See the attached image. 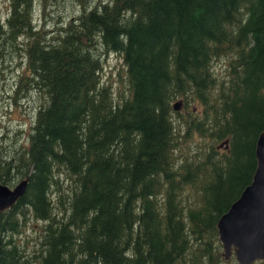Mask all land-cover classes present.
Masks as SVG:
<instances>
[{"label": "trees", "instance_id": "16d2710c", "mask_svg": "<svg viewBox=\"0 0 264 264\" xmlns=\"http://www.w3.org/2000/svg\"><path fill=\"white\" fill-rule=\"evenodd\" d=\"M76 2L53 29L35 12L56 0H11L0 21V58L21 55L39 102L23 145L6 147L3 171L27 186L0 211L1 244L30 215L32 264H238L217 221L256 168L264 0ZM111 53L121 86L100 77ZM177 97L195 110L176 112ZM20 252L2 249L0 264H25Z\"/></svg>", "mask_w": 264, "mask_h": 264}, {"label": "rangeland", "instance_id": "374dc122", "mask_svg": "<svg viewBox=\"0 0 264 264\" xmlns=\"http://www.w3.org/2000/svg\"><path fill=\"white\" fill-rule=\"evenodd\" d=\"M59 1V2H58ZM56 0L58 3L57 8L50 10L49 12L43 10H36L35 22L43 24L50 21L51 25H46L48 28L53 29L55 22L61 24L65 23V20L71 17L76 10L80 8L79 2L76 0ZM11 0H0V21L5 22L7 16L10 13ZM23 37H18V41ZM23 47L22 44H19ZM13 51V49L11 48ZM22 50V48H21ZM8 50H5L7 54ZM15 57L1 59L0 58V172L7 175V172L2 169L4 161H7L6 147L10 148L12 152L16 150L17 144L24 143L28 131L30 128V119H32L37 112L38 98L37 91L29 90L30 82L24 81L23 77L28 74L31 75V71H27L25 62L22 61L21 55H18L14 51ZM125 67L122 62V58L114 53L108 54L100 70V77L104 83L111 85L112 87L121 86L124 83ZM37 89V88H36ZM34 99V101L32 100ZM180 102L176 112L185 114L194 109L197 105L195 101H187L183 97H177L173 100L172 104ZM19 131V133L17 132ZM11 152V154H12ZM19 154L22 151L18 150ZM18 152L14 153V157L18 155ZM13 157V158H14ZM4 170V171H3ZM11 185L16 184V178H13V173L10 172L7 175L6 183ZM29 213L30 211H25ZM30 215H25L21 221L20 232L18 233H6L4 232V241L11 240V243L4 246L9 249L12 246H16L19 251L24 255L22 261L25 264H32L29 257L26 254H30L33 245L41 238L42 227L39 220L30 218ZM27 221V222H26ZM26 222V223H24Z\"/></svg>", "mask_w": 264, "mask_h": 264}, {"label": "water", "instance_id": "95a60500", "mask_svg": "<svg viewBox=\"0 0 264 264\" xmlns=\"http://www.w3.org/2000/svg\"><path fill=\"white\" fill-rule=\"evenodd\" d=\"M179 103L173 104L175 110ZM224 144L227 146V140L218 147ZM255 158L256 168L251 182L217 221L223 257L229 259L234 255L238 264L264 261V130L256 140ZM26 186L27 180L20 181L13 188L0 182V211L13 207L23 196Z\"/></svg>", "mask_w": 264, "mask_h": 264}, {"label": "bare ground", "instance_id": "6f19581e", "mask_svg": "<svg viewBox=\"0 0 264 264\" xmlns=\"http://www.w3.org/2000/svg\"><path fill=\"white\" fill-rule=\"evenodd\" d=\"M23 180H26V179H23ZM22 181V180H21ZM20 182V181H19ZM19 182H17L16 184H18ZM3 184V183H2ZM16 184H14V185H12V186H9V185H7V184H4V185H6V186H8V187H10V188H13ZM25 190H26V187H25ZM25 190H24V192H25ZM24 192H23V194H24ZM22 194V195H23Z\"/></svg>", "mask_w": 264, "mask_h": 264}, {"label": "flooded vegetation", "instance_id": "af4514ba", "mask_svg": "<svg viewBox=\"0 0 264 264\" xmlns=\"http://www.w3.org/2000/svg\"><path fill=\"white\" fill-rule=\"evenodd\" d=\"M7 210H8V209H7ZM7 210H5V211H7ZM3 244H4V243L1 244V242H0L1 250L5 248L4 246H6L5 244H4V245H3ZM1 250H0V252H1Z\"/></svg>", "mask_w": 264, "mask_h": 264}]
</instances>
